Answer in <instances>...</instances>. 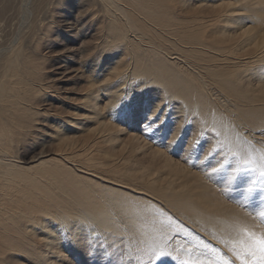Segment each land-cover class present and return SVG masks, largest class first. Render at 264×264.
<instances>
[{"label": "bare ground", "instance_id": "6f19581e", "mask_svg": "<svg viewBox=\"0 0 264 264\" xmlns=\"http://www.w3.org/2000/svg\"><path fill=\"white\" fill-rule=\"evenodd\" d=\"M86 65L77 108L102 129L79 144L49 121ZM144 144L161 168L133 167ZM261 165L264 0H0V264H205L262 232L225 199L255 202Z\"/></svg>", "mask_w": 264, "mask_h": 264}, {"label": "rangeland", "instance_id": "374dc122", "mask_svg": "<svg viewBox=\"0 0 264 264\" xmlns=\"http://www.w3.org/2000/svg\"><path fill=\"white\" fill-rule=\"evenodd\" d=\"M89 17L90 16H87L85 19L87 20ZM256 22H257V19H255V21L253 23L255 26H256ZM92 30H93L92 33H95L96 32V30L94 28H92ZM229 32H231V31H229ZM91 35L93 36V34L88 35L86 37L87 39L85 38V41L88 40V38H89L88 41H93L91 39H94V38L90 37ZM229 35H231V37H233L235 39H244V37H242L243 35L241 34L240 30L234 31L233 34L230 33ZM76 59L73 60L74 61L73 62V65H75L74 67H77L78 66V64H75V62L79 61V58H76ZM90 59H91L90 57L86 58L87 63L90 62L89 63L90 64L89 66H91L93 64V63H91L92 62L91 61L92 59L91 60ZM86 67H87V65H86ZM86 67H80L79 69L81 71L79 69H77L79 71L76 70V72H72V74H74V73H76V74H74V76L70 80H66V82H62L64 80V78H66V77H63L61 79V85H62V87L58 90V92H56V94L52 90L49 91L50 93H53V95L55 94L54 96L57 97L56 99H60L61 100V102H60V104H58V106H60V109H62V111L64 110L62 112V115L58 117V122H56V124H55V122H53V120L51 119L49 121L50 125H60L62 123L63 124H66V123H68V121H72L71 122L72 124L71 123L70 124L68 123V126H70V128H71V129H69V132L70 133L68 135H70V136L73 135L72 137H74V138L76 137L75 140L79 144H81L80 141H79L80 137H82V136H84L86 134L87 135L88 134L91 135L92 137H90V138H91V140L93 139L92 142L96 143L101 138L99 136V134H100L101 129H102V126H97V125L93 124L94 123L93 122L94 118L93 119L92 118H89V119L83 118L84 116L82 114L85 112V108H82V109L81 108H77L78 106H81L82 107L81 100L79 98L81 97V95L83 93V89H85V86L87 85L86 82H85V77L89 74V70H88V67L87 68ZM82 72H84V73H82ZM81 73H82V75H81ZM79 76L80 77L83 76L82 77L83 79L80 78ZM138 82L139 81H137V83ZM137 86L138 85L136 83H133V87H137ZM122 88H125V84L122 86ZM122 94L125 95L126 93L123 92ZM123 95H122L123 98L121 100H124L125 99L124 98L125 96H123ZM121 104L120 105L122 106V108H127L126 103H121ZM173 104H174L173 106H176V103H173ZM40 108H42V107L40 106ZM103 120H105V119H103ZM110 120H112V119H110ZM141 123H142V121L139 122V125ZM73 124H75V125H73ZM88 124H90V126H89L90 128L87 127ZM47 127L46 128H45V126L43 127L44 128L43 129L44 134L43 135H39V137H38L39 138L38 147L36 149H34V151L33 150L31 151L30 150V147H29V148H27L26 154L24 156L22 155V157L26 161H28V160L31 159L30 158L31 155H34L32 157H37L36 155H37L38 151L41 149V147H42L41 146V143L43 141H44L45 144L51 141V138L48 135L49 132H51V129L50 128H47ZM91 127H94V128L91 130ZM124 134H125V132H123V134H120L119 137L117 136V141L114 144H111V143L109 144V143L106 142V144H103V146H102V148L105 149V150L108 147H111V148L113 147L110 151L112 153L114 152L113 154H115V155L113 156V154L111 153L112 154V155L110 154L111 156H107L106 155L105 157H106V161H112V162L116 163V166L115 167H118L119 164L122 162L118 158H120L122 155H125V154L129 155V152H130V144L125 141L126 138L124 137ZM98 136H99V138H97ZM97 139H99V140H97ZM122 140H124V141H122ZM258 140H260V139H258ZM124 142H126L128 144H125L123 146ZM120 146H121V148L123 150L119 149ZM105 147H107V148H105ZM45 149L48 150V145L45 147ZM120 150H121V152H120ZM153 151H155V150H153L151 147H149L146 144H144V153L142 154V152H139L138 156H134L133 157L134 160H135V158H137L136 161H135V163H133L134 161L131 158L132 159L133 167L134 166H136V167L139 166L138 168H144V171L146 169L148 172H150V171H152V170H154L156 168H161V163L160 164L158 163V157L157 156H154ZM120 153H121V155H120ZM117 155H119V157H117ZM53 156H57V155H53ZM115 157H117L116 160L114 159ZM199 158H200L199 154H196V156L193 158V160H191V163L193 164L194 162H196L197 160H199ZM125 166L131 167V162L130 161H126ZM110 174L111 173H109V176H110ZM161 178H162V181H160V182H165L168 179V176L164 175V176H161ZM260 186L261 185H258V186L256 185L254 187H251L254 190H257V189L259 190L256 193H255V191L253 189H252L253 192L251 191L252 192V195H254V197H255V202L256 203L254 201H252L250 203L247 202V201L244 202L243 200H245V199L242 200L240 198L241 196H238V194H237V196L240 199H238V197L235 199V202L238 205L235 202L234 203L231 202V201H234V199L231 196L232 194L231 195H229V194L226 195L227 198H225V199H226L227 202L229 201L228 203H230L231 205L236 206L237 208L242 209L243 211L247 212L248 216L252 219V221H254L257 224V226H259V228L261 229V231L264 232V222H262L261 219L258 218V214L260 213V211L262 210V208L264 210V202L261 201V199L263 197V195H261V193L264 192L263 191L264 190L263 189L264 187H260ZM217 190L218 191H223L224 189L221 188V187H218ZM226 196H224V197H226ZM257 199H259V200L257 201ZM36 233H39V231H36ZM209 233L211 234L212 232H209ZM203 238H204V242L205 243L210 244V241L209 240L205 239V237L202 236V239ZM212 239H213V237L211 238V240ZM247 239L248 238H247V236L245 234V236L242 238V241H247ZM205 240H207V241H205ZM242 241H240V243H233V244H230V245L227 244V243H226L227 245L225 243H223V245H222L221 242L219 243V242H216V241H215L214 244L211 242V244H213L212 245L213 247L210 246L211 248L210 247L207 248L210 251L209 253H211L210 254V260H207L205 264H240V261L236 258L234 252L232 251V248L234 246L237 247V248H240ZM99 243L102 244V242H99ZM217 243H218V245H217ZM135 260H136V258L133 259V262Z\"/></svg>", "mask_w": 264, "mask_h": 264}, {"label": "snow or ice", "instance_id": "6c2138e0", "mask_svg": "<svg viewBox=\"0 0 264 264\" xmlns=\"http://www.w3.org/2000/svg\"><path fill=\"white\" fill-rule=\"evenodd\" d=\"M85 44H90L85 42ZM198 143V142H197ZM253 163L252 160L244 161V165L250 166ZM223 165H221L222 167ZM251 171H256L255 168H250ZM211 171H216V169H211ZM239 171V168L237 169ZM260 178L264 181V165H261L260 168ZM252 188H249L251 191ZM258 218L264 222V211H261L258 214ZM247 241L241 242V247H233L232 251L234 252L236 258L240 261V264H264V232L259 234L255 232H246Z\"/></svg>", "mask_w": 264, "mask_h": 264}]
</instances>
